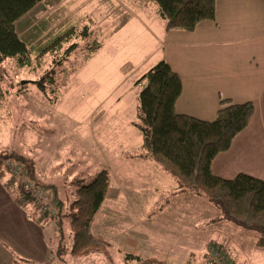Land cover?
<instances>
[{
    "label": "rangeland",
    "instance_id": "374dc122",
    "mask_svg": "<svg viewBox=\"0 0 264 264\" xmlns=\"http://www.w3.org/2000/svg\"><path fill=\"white\" fill-rule=\"evenodd\" d=\"M144 4V0L47 4L42 12L30 14L36 26L30 38L32 65L19 69L13 60L2 65L0 154L24 156L33 176L44 186L30 185L51 199L57 193L68 203L75 198V183L89 184L104 170L111 177L109 194L92 223L91 233L100 242L96 252L72 255L74 237L69 221L64 220L60 227L56 221H40L37 216L58 264H210L207 255H200L202 251L181 252L179 238L170 233L177 230L181 219L190 225L195 218L212 220L207 211H220L205 196L190 199L193 194L178 190L176 182L153 179L145 174L144 165L137 164V160L149 159L141 158L146 154L143 137L134 125L142 90L138 82L161 56L162 18L151 11L155 21L149 23L141 14ZM125 16H141L138 18L144 23L135 18L113 34ZM85 27L90 38L81 41L75 37L79 48L66 62L68 45L58 53L44 54L43 49L70 28L79 35ZM95 41L102 49L90 55L87 48ZM7 166L11 173L18 168L11 162ZM23 173L20 169L17 176ZM56 213L40 212L39 216L50 219ZM156 215L157 221L153 218L150 226L142 220ZM210 247L212 244L206 252ZM251 251L260 255L248 254L249 264H264V251ZM151 258L154 260H144Z\"/></svg>",
    "mask_w": 264,
    "mask_h": 264
},
{
    "label": "trees",
    "instance_id": "16d2710c",
    "mask_svg": "<svg viewBox=\"0 0 264 264\" xmlns=\"http://www.w3.org/2000/svg\"><path fill=\"white\" fill-rule=\"evenodd\" d=\"M62 1L0 0V97H3L2 65L9 60L15 61L19 69L32 65L30 38L36 26L30 14L35 10L42 12L47 4L58 5ZM144 1L157 6L168 31H193L198 24L213 21L216 16V0ZM130 20L129 16H125L113 34L122 30ZM90 34L87 27L79 35L74 28H70L54 39L43 52L58 53L64 45H68L64 53L66 62L79 48V44L74 42L75 37L85 41L90 38ZM101 49L102 44L98 41L87 48L90 55ZM38 84L43 88V83ZM138 84L142 90L139 94L138 119L134 125L143 137L142 149L146 154L141 158L146 156L153 160L177 181L181 190L205 196L209 204L220 211L224 220L242 227L246 235L255 240L254 246L264 250V181L245 174L225 180L212 172L215 158L229 151L236 137L248 128L255 111L254 104H235L231 100H222L214 121L181 115L176 111V104L182 95V80L165 61L150 69ZM8 162L18 166L24 173L13 175L7 166ZM29 166L22 155L1 153L0 179L5 181L6 188L17 189L21 206L35 207L34 215L40 221H56L60 227L64 220L69 221L74 237L72 255L83 256L96 252L100 242L92 235L91 225L110 190L109 172L101 171L89 184L84 181L75 183V198L68 203L56 193L53 199L50 198L57 204L56 207L52 205L57 211L56 215L41 219V202L23 193L26 183L44 186L37 182Z\"/></svg>",
    "mask_w": 264,
    "mask_h": 264
},
{
    "label": "crops",
    "instance_id": "0c3cea01",
    "mask_svg": "<svg viewBox=\"0 0 264 264\" xmlns=\"http://www.w3.org/2000/svg\"><path fill=\"white\" fill-rule=\"evenodd\" d=\"M140 9L149 23L155 21L151 11L161 17L153 3L145 2ZM138 17H132L127 25L135 18L144 23ZM161 20V56L156 63L167 62L182 80V95L176 104L179 114L214 121L222 100L254 104L248 128L236 137L229 151L215 158L212 172L225 180L245 174L264 181V0H216L215 19L198 24L193 31H168ZM137 164L144 165L145 174L153 179L177 183L149 159L137 160ZM174 187L182 191L178 183ZM17 197L18 192L6 188L0 179V264H58L46 228L34 215L35 207L21 206ZM207 213L213 215L212 220L195 218L189 225L181 219L177 230L170 233L179 238L181 252L192 255L190 249L202 251L200 255L205 257L208 245L215 244L227 251L232 264H249L248 254L254 258L260 255L251 251L258 248L253 238L248 241L242 227L224 220L218 211ZM153 218L157 221L158 216L142 220L150 226Z\"/></svg>",
    "mask_w": 264,
    "mask_h": 264
},
{
    "label": "built area",
    "instance_id": "2783aa9c",
    "mask_svg": "<svg viewBox=\"0 0 264 264\" xmlns=\"http://www.w3.org/2000/svg\"><path fill=\"white\" fill-rule=\"evenodd\" d=\"M13 170V169H12ZM19 168L13 170V175H18ZM23 193L25 196L32 197L36 199L38 202L42 204V210L40 211L41 214H49L50 216L54 215L55 209L52 207L54 204L50 197L47 196L42 189L35 188L31 186L29 183L23 185ZM207 256L209 262L212 264H232L230 256L228 255L227 251L223 249L221 246L216 245L209 248L207 252Z\"/></svg>",
    "mask_w": 264,
    "mask_h": 264
}]
</instances>
